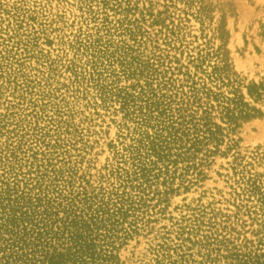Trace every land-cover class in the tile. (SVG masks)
<instances>
[{
  "label": "rangeland",
  "instance_id": "374dc122",
  "mask_svg": "<svg viewBox=\"0 0 264 264\" xmlns=\"http://www.w3.org/2000/svg\"><path fill=\"white\" fill-rule=\"evenodd\" d=\"M0 264H264V0H0Z\"/></svg>",
  "mask_w": 264,
  "mask_h": 264
}]
</instances>
